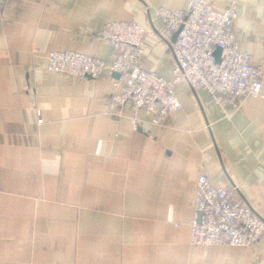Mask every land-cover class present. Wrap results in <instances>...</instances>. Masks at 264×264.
Wrapping results in <instances>:
<instances>
[{
    "label": "crops",
    "instance_id": "obj_1",
    "mask_svg": "<svg viewBox=\"0 0 264 264\" xmlns=\"http://www.w3.org/2000/svg\"><path fill=\"white\" fill-rule=\"evenodd\" d=\"M189 2L0 0V264H264V233L248 246L190 242L201 174L238 186L264 218V0H238L234 22L262 70V95L230 114L183 82V109L163 125L139 114L148 135L110 106L109 70L83 79L44 70L54 50L112 62V46L92 39L133 20L146 31L143 65L172 79V39L161 38L156 9Z\"/></svg>",
    "mask_w": 264,
    "mask_h": 264
},
{
    "label": "built area",
    "instance_id": "obj_2",
    "mask_svg": "<svg viewBox=\"0 0 264 264\" xmlns=\"http://www.w3.org/2000/svg\"><path fill=\"white\" fill-rule=\"evenodd\" d=\"M238 0H231L223 10L207 0H190L187 9L172 10L158 7L156 14L163 23L160 36L172 38L175 58L173 78L165 79L142 62L145 28L133 21H110L95 34L113 48V60L108 63L78 51H51L47 55V72H55L79 79L100 77L105 70L114 78L110 106L118 108L120 116L128 117L135 130L144 120L140 113L153 115L152 123L161 126L173 113L183 109L176 95V87L188 83L194 91H207L224 114L240 108L246 98L262 95V70L254 64V55L242 51L234 22L238 16ZM221 48L218 63L215 50ZM128 108L127 113L123 112ZM42 123L43 119L39 118ZM238 186H216L206 174L196 183L194 214L191 220L192 245L248 246L260 242L264 233V218L251 205L238 198Z\"/></svg>",
    "mask_w": 264,
    "mask_h": 264
},
{
    "label": "water",
    "instance_id": "obj_3",
    "mask_svg": "<svg viewBox=\"0 0 264 264\" xmlns=\"http://www.w3.org/2000/svg\"><path fill=\"white\" fill-rule=\"evenodd\" d=\"M180 30H181V29H180ZM180 30L174 32V34H173V36H172V38H171V39H172V42H174V41L177 39ZM221 52H222V49H221V48H217V49L215 50V53H214L215 56H216V60H217L218 63L221 62ZM114 76L119 77V74L115 72V73H114ZM88 77H91V76H88Z\"/></svg>",
    "mask_w": 264,
    "mask_h": 264
}]
</instances>
